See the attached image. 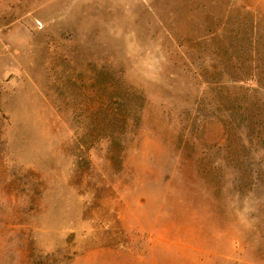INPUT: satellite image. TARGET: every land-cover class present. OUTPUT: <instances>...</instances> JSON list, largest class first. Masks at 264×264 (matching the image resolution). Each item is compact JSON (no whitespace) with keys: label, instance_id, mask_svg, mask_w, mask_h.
<instances>
[{"label":"rangeland","instance_id":"374dc122","mask_svg":"<svg viewBox=\"0 0 264 264\" xmlns=\"http://www.w3.org/2000/svg\"><path fill=\"white\" fill-rule=\"evenodd\" d=\"M0 264H264V0H0Z\"/></svg>","mask_w":264,"mask_h":264}]
</instances>
